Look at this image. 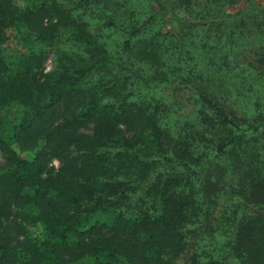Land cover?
Returning a JSON list of instances; mask_svg holds the SVG:
<instances>
[{
  "label": "trees",
  "instance_id": "obj_1",
  "mask_svg": "<svg viewBox=\"0 0 264 264\" xmlns=\"http://www.w3.org/2000/svg\"><path fill=\"white\" fill-rule=\"evenodd\" d=\"M104 1L0 0V264H264V114L237 123L224 80L245 73L232 36H264V5L124 0L120 27ZM161 86L189 90L193 110Z\"/></svg>",
  "mask_w": 264,
  "mask_h": 264
},
{
  "label": "rangeland",
  "instance_id": "obj_2",
  "mask_svg": "<svg viewBox=\"0 0 264 264\" xmlns=\"http://www.w3.org/2000/svg\"><path fill=\"white\" fill-rule=\"evenodd\" d=\"M22 2V0H17ZM124 0H106L103 5L111 16H113L114 21L120 27L130 26V16L125 11L124 5L122 3ZM264 5V0H236L231 6H228L226 13L229 15L238 16L243 11L254 12L260 6ZM162 21L166 22L168 27L170 26H186L187 16L182 12H176L175 14L170 13V11H164L160 15ZM264 18V14L262 15ZM204 28L206 34L212 36L213 29ZM264 28V27H263ZM90 33L106 43L109 49L113 52H118L121 50V43L123 36L117 31L106 28L102 21H94L89 26ZM239 28L236 27L232 36L233 39V54L234 62L238 64L245 65V73L238 75H229L231 79L227 78L226 82L231 87L229 93H227L226 104L227 108L234 112L232 116L235 118L236 122L242 124L241 121L249 122L255 119L258 113L264 114V80H259L256 76L257 72L264 76V64L261 65L255 60V50L259 47H264V36L262 33H258L252 24L241 30L238 33ZM244 47V53H240L241 49ZM253 49L254 52H250ZM55 65V54L50 51L45 59L43 65V72H48L53 69ZM260 67V69L258 68ZM240 67L235 68L236 72ZM160 94L163 98H166L173 107H175L179 114H189L193 110V103L191 98H189V90L185 88L161 86ZM26 157H31L30 152L26 154ZM60 159L58 156H49L48 167H53L57 169L60 166ZM4 157L0 151V166L4 165ZM223 202V201H222ZM219 210L216 211L218 215ZM218 242V240H217ZM219 243V242H218ZM188 256L181 255L175 258L176 264H187Z\"/></svg>",
  "mask_w": 264,
  "mask_h": 264
}]
</instances>
